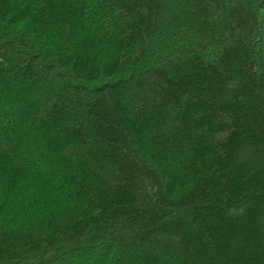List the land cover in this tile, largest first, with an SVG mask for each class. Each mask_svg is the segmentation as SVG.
I'll return each mask as SVG.
<instances>
[{"label": "trees", "instance_id": "16d2710c", "mask_svg": "<svg viewBox=\"0 0 264 264\" xmlns=\"http://www.w3.org/2000/svg\"><path fill=\"white\" fill-rule=\"evenodd\" d=\"M0 264H264V0H0Z\"/></svg>", "mask_w": 264, "mask_h": 264}]
</instances>
